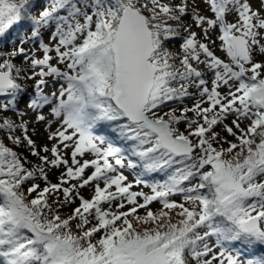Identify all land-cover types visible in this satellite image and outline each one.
<instances>
[{
  "label": "snow or ice",
  "instance_id": "obj_1",
  "mask_svg": "<svg viewBox=\"0 0 264 264\" xmlns=\"http://www.w3.org/2000/svg\"><path fill=\"white\" fill-rule=\"evenodd\" d=\"M36 8L0 0V264H264V0Z\"/></svg>",
  "mask_w": 264,
  "mask_h": 264
},
{
  "label": "rangeland",
  "instance_id": "obj_2",
  "mask_svg": "<svg viewBox=\"0 0 264 264\" xmlns=\"http://www.w3.org/2000/svg\"><path fill=\"white\" fill-rule=\"evenodd\" d=\"M45 4H46V2H45ZM45 4L43 5V7L45 6ZM205 6L203 5V4H201V8H204ZM37 15H38V13H37ZM195 30V29H194ZM213 38L215 39L216 37H215V34H213ZM44 40H45V42H48V40H49V37H48V35H47V33H45V35H44ZM177 41L179 42V43H177ZM173 42H175V47H174V49L173 50H175L174 52H178L179 50H180V41L179 40H175V41H173ZM217 44H219V41L217 40ZM25 48H33V47H36L35 45H33V44H25V45H23ZM168 46V45H167ZM13 47H9L6 51H4V52H7L8 50H10V49H12ZM171 50V49H170ZM173 50H171V51H173ZM216 54L217 55H219V56H221L222 58H223V56H224V54L222 53V52H220L219 51V49H216ZM37 55L38 56H42V52H37ZM16 63H17V65L19 66V65H21L22 63H23V61H21V60H19V59H17L16 60ZM49 80H50V83H51V78H49ZM29 81V87H28V90H27V92L22 96V98H20V103H19V108L20 109H23V110H27V111H29V115L27 116V117H25V119H27V120H29L30 121V124H29V134L30 135H33L32 134V132H31V129H32V127L33 126H35L33 123H31V121L34 119V113H32L30 110H28L27 109V105H26V101L28 100V98L31 96V95H34L35 93H34V84H35V81L34 80H28ZM55 87H58V85H55V86H50V87H46L45 89H44V91H45V93L46 94H50L52 91H54L55 90ZM30 92V94H28ZM185 103L186 104H188L189 106L192 104V101L191 100H185ZM166 110V109H165ZM45 114L47 115V113H48V109L46 108L45 110ZM8 114H10V115H12V113H8ZM9 115V116H10ZM230 121H231V117H229V123H230ZM37 127V134H35V135H33V139H35L36 141H37V143L38 144H43V143H46L47 142V140H46V137H47V131H46V129H45V127H44V125H39V126H36ZM55 127H56V125H53V130H55ZM180 127H181V130H183V125H180ZM220 129L218 128L217 129V131H219ZM223 134V133H222ZM229 139H231V137H229ZM23 150V149H22ZM24 151V150H23ZM22 151V152H23ZM25 155H27V153L25 152L24 153ZM30 159H35L34 157H29ZM156 174V173H155ZM58 175V172H53L52 174H50V179L53 181V182H57L56 181V176ZM125 175H127L128 176V178H129V180L131 181V180H133V175H132V173L130 172V171H126L125 172ZM155 178V179H157V180H159V179H163V174L162 173H158V174H156V175H153L152 174V177H150L149 179H151V178ZM43 186V185H42ZM101 186H103V185H101ZM140 190H143L144 192H146V193H150V189L149 188H147V187H144V186H139V187H134L133 189H132V191H140ZM82 191V194L86 197V198H90L91 197V194H92V189L91 188H85V189H82L81 190ZM175 199L177 200V201H179L180 200V197L179 196H177V197H175ZM79 203V201H77V204ZM104 207L105 208H107V205H104ZM151 207H152V209L155 211V210H158L160 207H161V205L159 204V203H153L152 205H151ZM122 210H124V211H126L127 210V208H125V209H122ZM64 211H70V209H65ZM144 209H140L139 210V214L140 215H143L144 214ZM210 243H211V241H210ZM214 251H219V249H214Z\"/></svg>",
  "mask_w": 264,
  "mask_h": 264
},
{
  "label": "trees",
  "instance_id": "obj_3",
  "mask_svg": "<svg viewBox=\"0 0 264 264\" xmlns=\"http://www.w3.org/2000/svg\"><path fill=\"white\" fill-rule=\"evenodd\" d=\"M46 0H34V3L37 4V8L34 12L35 15H37V13H39L40 10H42L43 5L45 4ZM25 31H30L29 27L27 24H21L18 27H14L5 37L0 38V50L2 51H6L9 47H13L14 44H18L19 41L16 40L15 38L17 37L18 34H21L22 32ZM177 43H179L177 41ZM175 47V42L171 41L168 43V48L173 50ZM175 51V50H173ZM21 83L27 88L29 87V81L28 80H24L21 81ZM30 94V92L28 93ZM32 96V95H31ZM22 98V97H21ZM7 115H10L7 113ZM11 116V115H10ZM99 132V130H98ZM17 135H21L20 132L16 133ZM0 138H4V133H0ZM5 143L9 146V147H15L11 144V141L7 140L5 138ZM15 150L17 151H23L22 148H16ZM158 174V173H156ZM153 174V175H156ZM254 254L259 256V255H264V248H261L260 246H256V248L254 249Z\"/></svg>",
  "mask_w": 264,
  "mask_h": 264
}]
</instances>
